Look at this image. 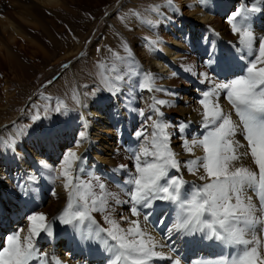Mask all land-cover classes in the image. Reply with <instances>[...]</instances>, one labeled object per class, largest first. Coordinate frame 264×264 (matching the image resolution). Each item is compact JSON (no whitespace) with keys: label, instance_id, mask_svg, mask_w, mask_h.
<instances>
[{"label":"snow or ice","instance_id":"obj_1","mask_svg":"<svg viewBox=\"0 0 264 264\" xmlns=\"http://www.w3.org/2000/svg\"><path fill=\"white\" fill-rule=\"evenodd\" d=\"M168 2L172 4V0ZM257 11H260L258 7L244 9L246 13ZM147 23L150 24L151 21ZM228 23L232 32L239 36L238 44L247 49V56L251 58L246 65V74L217 82L212 89L202 93L199 103L203 108L202 126L206 131L202 137L194 138L190 143L186 140L183 142L185 151L192 155L194 148H202V156L185 162L177 160V154L171 150V136L167 132L166 122L153 121L151 139L145 136L144 131L136 133L137 139L143 136L148 143L142 144L138 152L133 153L136 173L126 181L130 212L133 217L138 218L130 220L122 217L128 224L127 228L122 227L108 214L103 218L108 227H103L96 220L93 213H107L109 194L105 191V185L98 180L95 185L91 180L79 181L73 175V168L75 165L78 171V162L84 157L74 151L63 155L60 176L63 177L64 188L68 190V200L66 206L53 219L63 225H70L82 242L102 241L106 250L112 253L108 264H150L155 258L181 264L179 258L166 257L164 253L156 251L157 242L141 226V209L152 208L156 200L167 201L175 206V221L169 229L170 233L175 231L186 236L200 233L206 239L238 248L234 255L222 256L211 264H264V254L260 251L262 242L258 235L264 233V67H258L264 65V36L258 38L257 54L253 50L257 38L249 23V17L237 12L232 14ZM157 43L148 41L151 47H155ZM125 50L128 58H132L126 45ZM114 57L117 62L124 60L118 53H114ZM208 57L209 67L216 64L223 71L229 70L230 60L227 54L218 56L214 47L210 46ZM240 58L244 59L243 56ZM102 67L105 69L102 74L105 82L110 89L115 88L118 81L123 79L120 75L122 69L115 64ZM144 75L146 79L140 87L152 91L151 74ZM200 75L204 80L209 79L208 73ZM221 91L232 105L237 120H233L230 113H225L216 99ZM74 99L78 100L76 97ZM156 103L162 105L165 102ZM63 107L60 102L55 111L60 112ZM153 111L158 117L163 115L155 106ZM140 115H144L143 111ZM40 119L39 113L32 117L34 123ZM147 119L151 120L152 117ZM184 127L185 125H180L181 132ZM46 132L54 134L55 130L47 129ZM237 134L243 136L247 142L243 152L238 151L245 145L235 139ZM80 138L86 139L84 132L80 133ZM79 144L80 141H77V147ZM249 150L258 166V173L235 163L247 156ZM43 166L48 167L47 164ZM182 166L187 167L193 175L203 170L204 174L199 179L205 182L193 184L190 191L186 190L187 182L181 176L169 174L171 169L179 172ZM17 187L25 191L23 185ZM96 187L99 192L94 191ZM248 190L256 195L258 205L253 202L252 196L246 195ZM148 215H144L145 221ZM25 219L28 221L27 234L22 237L24 229H17L7 235L0 245V264H61L57 258L50 261L49 254L37 246V238L53 235L52 225L46 214L31 211L26 214ZM109 240L113 243L109 244Z\"/></svg>","mask_w":264,"mask_h":264},{"label":"bare ground","instance_id":"obj_2","mask_svg":"<svg viewBox=\"0 0 264 264\" xmlns=\"http://www.w3.org/2000/svg\"><path fill=\"white\" fill-rule=\"evenodd\" d=\"M27 1L30 4H38L40 6H61L59 0ZM225 1L229 3L231 10L228 13L226 12L228 10L225 8L226 6L224 4L221 6L222 8L219 10V13L221 15L225 14L224 18H226L223 22L216 21L215 17H212V8L208 5L207 0L206 2L204 0H172L171 5L166 4L168 9L170 8L171 11H174L179 18L166 19L163 22L168 28L169 34L165 38H160V45H156L157 48L151 46H147V49L145 48L144 50L139 48L140 50L136 54V57L138 56L140 59L135 58L131 62L137 74L131 77V73L128 74L124 71L128 64L126 62L130 63L131 60L124 61L125 63L121 62V64L117 65V68L122 69L120 75L123 76V79L118 81L115 88L110 89L109 85L105 82L102 75L105 70L102 66L105 65L100 62L95 63L91 61L89 63L90 75L89 79L87 78L89 80L88 83L82 82L83 79H79L74 74L72 69L73 64L76 58L83 52V44H77L72 49H68L64 57L58 61L59 63L57 62L60 64L66 61L69 66H72L71 71L74 77L72 83L58 96L57 92L60 89L51 86L52 83L50 82L52 80L48 81L46 86L49 87L48 92H51V94L46 93L42 95L37 94V91H33L23 103L19 104L20 106L16 112L13 111L9 115L2 117L3 114L6 115V110L12 104V96L9 94L10 91L6 89V85L4 88L5 94L0 96V213H6L12 211L15 207H19L24 202L25 195L29 199L35 198V203L37 204H45L43 199L40 196L38 197V190L41 186L47 187L49 185L51 190L55 192V196H68V190L64 188L63 177L60 176V172L62 171V158L68 151H74L77 155L84 157L82 161L78 162L79 170L77 171L75 169V165L73 168V175L76 177L79 175L82 180H86L87 178L82 174L80 165L86 166L92 165L94 162H100L116 168L115 166L117 165L115 163L119 155L115 153L114 131L118 126L116 120L120 117V114L123 113L125 116L127 112L124 109L126 108L124 102L127 101V97L130 94L131 82L137 78L145 80V73L151 74L152 80L155 78L163 85L173 82L177 72L181 71V66L187 65L190 59V56H186L190 55L187 50L188 47L201 44L203 39L209 34L220 36L222 39L226 38L225 32L227 29H232L227 21L232 14L239 12L241 15L243 14L249 17V23L251 24L254 36L257 38L254 41L253 50H259L258 38L264 36V2L262 0ZM17 3L28 10L29 6L26 3L20 4L18 1ZM120 4L121 0H115L107 12L104 13L103 20L108 21ZM252 7H258L260 11L251 13L244 12V9H251ZM24 11H13L11 13L13 19H9V16L5 18L3 14H0V42L3 43V46L0 47V54L4 53V55H1V58H3L11 69L16 68L21 72L24 70L27 71V67L19 58L15 57L16 54L14 55L11 47L14 45L17 36L27 37L25 27L23 26L31 24L32 19L30 21L29 17H25ZM158 12L165 14L163 9H159ZM157 17L155 14L152 16L153 20L161 21ZM133 24L134 30H138L140 35L153 36V33L142 27L139 22ZM124 34L127 35L128 33L124 32ZM222 34L225 36H222ZM234 37L236 39L235 42H237L236 46L239 49L238 52L241 54L239 57L243 56L244 59L242 60L245 62L248 58L247 49L238 44V34H234ZM117 45L118 42L114 44V46ZM182 58L185 59L180 61ZM69 66L67 67L70 68ZM126 69L128 70V68ZM187 89V92L179 93L176 97L180 105L177 107L178 115L172 123L174 132L171 134L170 139L171 150L177 154L176 159L181 162L203 155V150L200 147L193 149L194 155L186 152L183 147L185 140L190 143L196 138L190 136L193 132L192 128L203 127L201 112L203 108L198 100L194 98L195 93L193 89L191 87ZM187 89L184 88V90ZM202 93L197 94L198 97ZM74 97L78 98V100L74 99ZM216 99H218L225 113H230L232 119L235 120L232 108L227 104L224 96L219 93ZM60 102L63 103L64 107L60 112H57L55 108ZM183 105H186V107ZM36 113H39L41 119L34 123L32 117ZM126 118L129 121L128 114H126ZM181 124L185 125L183 129L184 133L180 130ZM47 129H54V134H48L46 132ZM178 131L183 134L182 137L177 136L178 134L176 133ZM81 132L85 133L86 139L81 140ZM235 139L238 140L237 136ZM77 141H80L79 147H77ZM238 151L243 152L244 148H240ZM128 161L130 160L128 159ZM235 163L237 166L242 165L255 171V164L250 154L248 158L244 156ZM43 164H47L48 167L45 168ZM171 170L174 171L176 176H181L186 182L192 181V183L197 182L199 184L205 182L199 179L202 175V170L195 175L190 173L187 167L184 166L180 168L179 172L175 169ZM17 185H23L25 191H22ZM108 194H110V199L116 202V211L118 213L116 214L114 207L107 206V213H99V217L103 223L105 214L117 220L124 228H127L128 224L122 217H127L130 220L138 219L124 212V208L127 205L124 195L120 196L116 189L111 190ZM246 195L252 196L253 202L256 203L251 192L247 191ZM61 210L62 208L59 207L58 213ZM43 211H45V208ZM165 215V213H161V218L157 224L163 226L165 231L169 232V229L174 224L175 214L172 213L163 222ZM139 220L142 228L157 242L158 246L156 251L162 252L168 257L169 253L164 247V241L143 222L141 217H139ZM55 223L52 227L54 235L50 239L45 236L37 238V246L41 251L49 254L50 261L51 256L54 254L61 261V264H77L74 262L75 257L63 251L59 243H57L58 236L55 233L62 224ZM27 227L28 221L22 219L20 221L16 220V224L12 228H23L24 232L21 233L23 237L27 234ZM104 227H108V225ZM10 232L11 234L13 233L12 230ZM0 233L9 235V233H5L2 230H0ZM175 240L180 241L181 238H175ZM260 251L264 254L262 246ZM155 259L150 264H155Z\"/></svg>","mask_w":264,"mask_h":264},{"label":"rangeland","instance_id":"obj_3","mask_svg":"<svg viewBox=\"0 0 264 264\" xmlns=\"http://www.w3.org/2000/svg\"><path fill=\"white\" fill-rule=\"evenodd\" d=\"M17 1L20 4L26 3L29 6L28 10H26L25 7H21L17 3ZM59 1L61 2V6L54 7L30 4V2H28L27 0H0V14H3L5 18H8L9 16V19H13V16L11 15L13 11L22 12L25 10V17H29L30 21L32 19L31 24L23 26L25 27V34L27 35V37L17 36L14 45H12L13 48L11 47L14 55L16 54L15 57L19 58L20 61L26 65L27 71L24 70L23 72H21L16 68L11 69L9 65L6 64V62L3 60V58H1V55H4V53L0 54V96H3L5 94L4 88L6 85V89L10 91L9 94L12 96V104L6 110V115L3 114L2 117L9 115L13 111L16 112L18 110V107L20 106L19 104L23 103V101L26 100L33 91H37V94L42 95L46 93L51 94V92H48L49 87L46 86L48 81L52 80L51 86L55 87L56 89H60V91L56 90L58 91L57 96L72 83V80H74L72 74L73 72L79 79H83L82 82L88 83L90 75V70L88 67L91 61L95 63L100 62L101 64L108 67H111L115 64V66L117 67V65L121 64V62L125 63L126 61L131 60V63L132 60H135V58L139 60L140 58L138 56L136 57V54L139 53V48H142L143 50L145 48L147 49V46H149L148 41H157L158 43L156 45H160V38H165L169 34L168 28L164 25L163 22L166 19L179 18V16L174 11H171V9H168V7L166 6V4L170 5L168 0H121L120 6L116 8L117 10L115 9V13L108 21L103 20V15H105L104 13L107 12L108 8L113 4L115 0ZM204 1L206 2V0ZM226 2L227 1L225 0H207L208 5L212 8V17H215L216 21L223 22L226 19H221V17L217 15L219 14V10L222 8L221 6H223V4L226 6L225 8L228 9L226 12L229 13V11L231 10L229 7V3ZM150 6H152L153 8ZM153 9H158V11L159 9H163L165 11V14H160L158 11L156 12ZM133 13H139V15H133ZM228 13L227 15H229ZM154 14L157 15V18H159L161 21L153 20L152 16H154ZM222 16L224 17L225 14H223ZM147 21H151V23L149 24L147 23ZM137 22H139L142 27L148 29L149 32H152L153 36L155 37L140 35L138 30H134L133 28V23L136 24ZM124 32H127L128 34L125 35ZM225 33L226 38L223 37V40L226 43L231 42L232 44L236 45L237 42H235L236 39L234 37L232 29H227ZM222 36L225 35L222 34ZM145 38H147V40ZM117 42L118 45L114 46V44ZM77 44H83L84 49L83 52L75 60L73 68L72 66H69L66 61L58 64V61L62 57H64L68 49H72L73 46L75 47ZM125 45L131 51L132 58H128V52L125 50ZM2 46L3 43L0 42V47ZM153 48H157V46ZM256 50L257 49H255L254 51L258 54V50ZM44 51L45 55L43 54ZM114 53H118L120 57L124 58V60L119 62L115 61ZM189 54L190 55H186L190 56L187 65L181 66V74H176L174 81L169 84L163 85L154 78V80H152L150 84V87L153 90L149 91L146 88L140 87L141 83L145 81L144 79L137 78L133 82H131L130 94L127 97V101H125L124 103L126 109L130 113L131 117H129V121L132 125V128L135 129L133 130L135 135L138 131H144L145 128H142V126L149 122V120H147L145 116V111L149 110L150 108L149 99H153L155 102H165L162 105L157 104L160 112L163 114L162 116H159V119L160 121L166 122L168 124L167 132L171 136V134H173L174 132L172 123L178 115L177 107L180 105L176 100L177 95L182 92H187V88L189 87L193 89L196 95L204 92L199 91L194 85H192L190 79H195V81L201 83V80H204V77L200 74L208 73L209 79L204 80V82L202 83L208 85L212 83L210 85L211 87L206 85L208 90L212 89L214 87V84L218 82H215L211 79V72L214 71L211 67H200L195 59L196 56L191 52H189ZM184 59L185 58H182L180 59V61H183ZM230 60L231 65L232 59L230 58ZM126 63H128L126 66L128 70L125 68L124 71L128 74L131 73L132 75L130 74V76L133 77L134 74H137V72L135 71L134 67H132V63ZM64 65H67L70 68L64 67ZM258 67H264V65H258ZM71 68L73 69V72L71 71ZM60 83L61 85H59ZM127 85L129 84L127 83ZM184 88H186L187 90H184ZM199 99H197L198 102ZM183 106L186 107V105ZM141 111H143L144 113L143 116L140 115ZM201 112H203V110H201ZM164 113L168 114V116L171 118V122L167 121ZM130 123L129 127L131 128ZM148 137L149 139H151L150 134L148 135ZM237 139L241 144L245 145V151L246 141L239 134H237ZM144 141L145 143L143 144L148 143L146 140ZM120 150L121 149L119 147V151L115 152L117 155H119V158L115 163L117 165L115 166V169L120 171V166L125 165L126 167H124L123 169H125L126 171L132 169V171L135 172V163H133V161ZM249 154L246 156L247 158L249 157ZM128 159L130 161H128ZM87 170L88 169H86V171L85 169H82V174L87 179L82 180L80 179V176L77 175L79 181L82 180L81 182H86L91 180L94 185L96 184L97 180L100 183H104L103 180L99 178V176H96L95 174H92L93 172ZM203 174L204 173L202 170V175ZM46 188V186H41L38 190V197L40 196L45 204H40L41 208L39 205L34 207L33 203L27 198L26 201L32 204L33 209H25L23 211V215L25 217L26 214L31 211H39L46 214L51 224L55 225V222H58L57 224H60L59 221L54 220L53 218L60 213H58L59 207L63 209L66 206L68 196H53L52 190L47 195ZM114 188L116 189V191H118L119 194L120 191H122L120 188L108 182L105 183L106 193H110L111 190H115ZM94 191L99 192L98 187L94 188ZM248 191L250 192V190ZM109 196L110 194L108 195L107 206L111 208L114 207L117 214V204L115 201H112L110 199L111 197ZM30 200H33V202H35V198H30ZM44 208L45 211H43ZM99 213L100 212H96L93 213V215L101 221ZM17 214L21 215L22 213L19 212ZM101 223L103 226H106L102 221ZM12 227L13 224L12 226H9L2 231L11 234L10 230H12V232H15L17 230ZM258 235L260 238V234Z\"/></svg>","mask_w":264,"mask_h":264}]
</instances>
